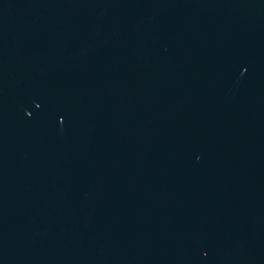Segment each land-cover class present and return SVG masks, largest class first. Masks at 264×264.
<instances>
[{"label":"water","instance_id":"1","mask_svg":"<svg viewBox=\"0 0 264 264\" xmlns=\"http://www.w3.org/2000/svg\"><path fill=\"white\" fill-rule=\"evenodd\" d=\"M0 264H264V0H0Z\"/></svg>","mask_w":264,"mask_h":264}]
</instances>
